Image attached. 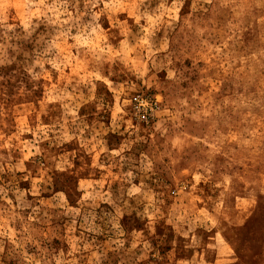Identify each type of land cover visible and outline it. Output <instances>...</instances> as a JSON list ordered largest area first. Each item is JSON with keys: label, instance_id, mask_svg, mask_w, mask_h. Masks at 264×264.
Instances as JSON below:
<instances>
[{"label": "rangeland", "instance_id": "rangeland-1", "mask_svg": "<svg viewBox=\"0 0 264 264\" xmlns=\"http://www.w3.org/2000/svg\"><path fill=\"white\" fill-rule=\"evenodd\" d=\"M0 264H264V0H0Z\"/></svg>", "mask_w": 264, "mask_h": 264}, {"label": "built area", "instance_id": "built-area-1", "mask_svg": "<svg viewBox=\"0 0 264 264\" xmlns=\"http://www.w3.org/2000/svg\"><path fill=\"white\" fill-rule=\"evenodd\" d=\"M133 100V104L135 105V107L137 109H141L142 111V117L144 119H150L151 117V113L153 111V109H155L157 107L156 103H154L152 100H150L149 98L145 97H140V96H134L132 98Z\"/></svg>", "mask_w": 264, "mask_h": 264}, {"label": "crops", "instance_id": "crops-1", "mask_svg": "<svg viewBox=\"0 0 264 264\" xmlns=\"http://www.w3.org/2000/svg\"><path fill=\"white\" fill-rule=\"evenodd\" d=\"M202 148H203V150H207V149H208V148H207L206 146H204V145H202ZM218 154H219V153H216L215 155L218 156ZM202 172H204V171H202ZM238 219H239V218H238ZM235 220H237V218L233 220V217H232V221L234 222Z\"/></svg>", "mask_w": 264, "mask_h": 264}]
</instances>
